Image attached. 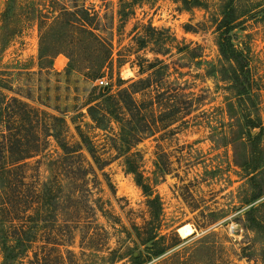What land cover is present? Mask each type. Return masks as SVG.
I'll return each instance as SVG.
<instances>
[{
  "label": "rangeland",
  "instance_id": "1",
  "mask_svg": "<svg viewBox=\"0 0 264 264\" xmlns=\"http://www.w3.org/2000/svg\"><path fill=\"white\" fill-rule=\"evenodd\" d=\"M7 1L0 0V94L6 98L0 160L18 157L5 151L10 141L37 143L38 152L23 161L26 182L37 191L49 186L51 201L42 196L32 203L26 223L0 213V264L2 238L14 227V238L26 230L34 239L11 264H132L131 256L145 258L150 214L127 159L160 200L158 233L168 246L144 264H263L261 237L245 213L264 203V167L253 174L240 167L247 144L230 142L227 105L236 97L216 28L223 0H16L3 21ZM236 6L243 17L231 40L260 88L264 126V0H238ZM61 7L87 11L94 33L110 46L107 69L96 79L85 71L68 73L64 55L39 58L36 17ZM147 78L149 87L134 98L154 104L146 122L156 129L129 146L116 119L127 118L124 110L112 106L103 116L99 110L96 123L89 108L103 99L102 88L116 96ZM80 133L92 156L78 146ZM58 142L77 152L65 156ZM260 142L264 148V131ZM252 176L263 195L247 204Z\"/></svg>",
  "mask_w": 264,
  "mask_h": 264
},
{
  "label": "trees",
  "instance_id": "2",
  "mask_svg": "<svg viewBox=\"0 0 264 264\" xmlns=\"http://www.w3.org/2000/svg\"><path fill=\"white\" fill-rule=\"evenodd\" d=\"M16 0H8L6 9L2 13L3 21H6L10 11L12 10ZM187 2L188 0H181ZM238 0H223V16L216 28L219 32L217 39V47L219 54L224 62L229 66L226 71V77L231 81L235 90L236 102L227 105V112L230 116L229 133L230 142L233 145H241L243 142L247 144V153L242 164H238L243 169L253 174L261 167H264V148L260 146V139L264 126L259 113V96L256 92L260 91L258 86H254L251 79L248 60L243 51L239 50L231 40L230 33L239 25L242 19L241 13L237 11ZM84 14L83 18L80 15ZM74 18V20L70 18ZM38 22L39 32V58H52L59 54L64 55L67 60V72L85 71L90 76V79H96L103 74L107 69L110 61V46L94 33L91 28L92 16L87 11L71 12L61 7L57 11H53L51 16L38 15L36 17ZM86 57V59H83ZM149 79H141L137 82L131 83L128 87L121 89L116 96L109 94L108 88H102L101 95L103 99L100 103L89 108V115L91 119L98 123V119L94 114L111 115L110 107L122 109L127 113V118H120L116 116L120 124V131L122 133V141L132 146L138 143L143 136L153 135L156 129L154 124L146 122V116L153 114L154 104L147 105L146 101L137 102L134 95L145 91L149 86L147 83ZM1 88V82H0ZM5 97L0 94V124L2 123V116L4 112ZM12 102L17 100L11 99ZM105 104V105H104ZM104 105V106H103ZM100 110V111H99ZM241 112L240 116H231L232 113ZM99 111V112H98ZM109 111V112H108ZM120 115V114H119ZM257 132H254L256 131ZM79 147H84L86 151L92 156L93 147L88 138L79 134ZM88 140V141H87ZM65 156L71 152V148L66 143L58 142ZM39 145L24 144L20 141H10L6 146L5 151L12 157L15 153L18 157L14 160H7L4 158L0 160V213L12 216L14 221L28 222L30 215H25V212L32 207V203L44 198L45 203L51 201L49 186L46 184L36 190L32 183L26 182V174L24 170L27 165L23 163L29 158L30 152H38ZM30 153V154H29ZM81 158V154H78ZM238 163V162H237ZM127 171L134 176L135 183L139 186L147 199L146 204L149 209L151 226L149 233L143 238L145 258L141 253L138 256H131L132 264H144L153 258H158L163 255L168 246L163 242L164 236L159 235V219L161 214V203L158 196H153L151 188L144 182V178L137 168L133 165L130 159L126 161ZM252 185V193L247 204L254 203L259 200L262 195L261 184L254 176L250 178ZM245 221L248 227L255 230L261 237L262 248L260 251V259L264 264V203L258 206H251L245 213ZM17 233V228L2 238L1 252L3 254V262L1 264H11L21 258L32 243V238L29 233L22 230L23 237L14 238ZM122 255L119 254L118 258ZM114 260V259H113ZM110 260L108 263H112ZM112 261V262H111Z\"/></svg>",
  "mask_w": 264,
  "mask_h": 264
},
{
  "label": "built area",
  "instance_id": "3",
  "mask_svg": "<svg viewBox=\"0 0 264 264\" xmlns=\"http://www.w3.org/2000/svg\"><path fill=\"white\" fill-rule=\"evenodd\" d=\"M99 83L102 85L103 84V81H100Z\"/></svg>",
  "mask_w": 264,
  "mask_h": 264
}]
</instances>
